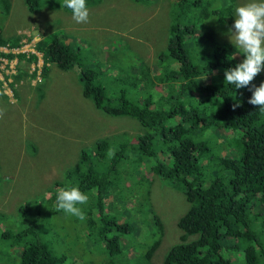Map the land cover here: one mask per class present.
Wrapping results in <instances>:
<instances>
[{
    "label": "trees",
    "instance_id": "trees-1",
    "mask_svg": "<svg viewBox=\"0 0 264 264\" xmlns=\"http://www.w3.org/2000/svg\"><path fill=\"white\" fill-rule=\"evenodd\" d=\"M24 1L30 11L38 6V0ZM138 1L147 3V0ZM200 2L170 0L172 35L162 57L173 64L172 68L158 73V66L151 64L153 75L149 78L144 73L147 69H141L140 65L135 68L138 73L135 82L127 78L131 70L121 73L123 77L119 81L131 86L138 84L135 93H143L140 102L135 96L129 98L124 88L113 97L108 96L99 81L100 63L87 66L88 53L80 46L53 34L47 35L48 40L40 37L35 43L34 49L42 60L41 76H46L50 65L60 70L75 67L83 97L105 114L133 118L141 127L142 131L135 134L96 137L91 149L85 152L81 148L73 165L52 183L59 188L78 187L88 196L87 204L79 205L86 219L81 221L73 216V220L82 224L83 236L101 241L110 257L123 249L122 234L135 236L136 233L139 239H126L133 246V254L143 264H154L152 254L164 225L151 208L154 206L150 200L147 205L140 203L135 212L137 202L130 197L140 183L138 177L132 180L133 174L139 173L137 167L145 158L151 162L146 169L177 188L188 204L175 222L180 232L178 241L166 249L160 264H264V246L255 232L259 217H264V110L248 103L251 92L247 88L236 89L225 81L224 71L241 63L243 53L233 43L216 38L209 26L201 29L197 25L198 20L220 13L206 7L193 18L195 4ZM0 4L2 11L7 12L9 0H0ZM231 12L232 9L227 15L231 16ZM18 39L17 35L5 36L0 29V46L16 47ZM192 49L199 62L191 54ZM0 56L21 59L25 55L0 52ZM29 56L27 60L36 59L35 54ZM33 88L37 90L35 102L39 103L42 86ZM150 88L159 97L152 99L147 92ZM236 103L240 107L233 109ZM173 118L177 121L169 124ZM226 132L233 137V145L226 144ZM220 146L233 154L218 152ZM110 149L116 150L112 158L108 155ZM201 158L204 162L212 160L214 177L206 184H203L204 170L210 166L202 164ZM56 197L54 190L45 198L48 204H54L51 203L53 208L35 207V217L31 220L27 217L32 209L31 200H20L15 214L22 225L17 230L10 228L0 211V243L15 248L18 264H85L81 254L69 257L56 253L45 238V227L38 224L42 216L62 214L63 211L56 210ZM113 200L115 205L110 202ZM130 202L132 205L127 207ZM121 207L124 211L118 216L115 211ZM127 211L134 212L137 225L131 222L132 216ZM124 216L126 219L120 221ZM136 245L140 247L137 249ZM221 250L229 251L228 257L221 255ZM230 250L238 254L237 261L231 260ZM95 261L98 262L97 257Z\"/></svg>",
    "mask_w": 264,
    "mask_h": 264
},
{
    "label": "rangeland",
    "instance_id": "rangeland-1",
    "mask_svg": "<svg viewBox=\"0 0 264 264\" xmlns=\"http://www.w3.org/2000/svg\"><path fill=\"white\" fill-rule=\"evenodd\" d=\"M200 1L195 4L196 15L193 18L206 7L220 13L198 20L197 25L201 29L209 26L216 38L233 43L242 52L235 44L230 29L234 24L235 9L248 0ZM37 3V8L30 11L24 0H9V8L5 13L0 4V29L3 34L10 37L20 35L19 48L36 55L35 60L24 57L0 58V109L5 110L3 119H0V211L5 214V222L12 230H17L22 225L15 214V206L20 200H31L32 209L27 216L30 220L35 217V207L43 208L41 210L53 208L54 204H48L45 198L54 190L57 191L59 185L52 184L53 181L59 180L62 171L73 165L81 148L88 152L96 137L104 134L118 136L124 132L130 135L137 130L142 131L135 119L111 117L96 108L89 98L83 97L75 67L60 70L50 65L46 76H41L40 55L33 50L36 39L42 37L48 40L47 35L53 34L86 50L88 54L85 63L87 66L100 63L97 64L101 69L99 81L110 97L124 88L129 98L135 96L140 102L143 93H135L138 84L131 86L130 83L119 81L118 78L123 77L121 73L131 70L127 78L135 82L138 77L135 68L140 65L141 69H147L144 73L149 78L153 75L151 64L158 66V73L173 66L162 57L166 52L167 40L172 35L169 29L173 17L170 0H147V3L138 0L86 1L90 13L87 23H76L64 0H38ZM231 9V16H228L227 12ZM174 22L176 23L175 20ZM7 52L14 53V50ZM191 54L197 57L194 49ZM196 60L199 62L198 57ZM18 73V78H14ZM261 82H264V71L253 81L258 85ZM155 85L158 86L156 82ZM33 86H42L43 96L39 103L35 102L37 90ZM147 92L151 93L152 99L159 97V93L153 92L151 88ZM173 121L176 122L177 119L173 118L169 124ZM225 136L226 144L233 145L231 134L226 132ZM218 152L233 154L223 146L219 147ZM200 161L210 166L204 170L203 184H206L214 177L212 160L204 162L201 158ZM150 163L142 158L137 167L139 173L132 169L135 173L132 180L138 177L140 183H137L134 194L130 197L137 202L135 212L139 210L140 203L147 205L150 200L154 206L151 208H154L164 225L162 237L151 258V262L160 264L166 249L178 241L180 232L175 222L188 204L177 188L146 169ZM222 175L226 176V173L223 172ZM110 202L116 204L114 200ZM131 202L127 207L132 205ZM123 211L124 208L121 207L115 213L119 216ZM127 214L132 216L131 222L137 225L134 212L127 211ZM124 219L126 216L120 221ZM262 220L264 217L260 216L255 232L264 246ZM38 224L45 227V238L56 253H65L69 257L81 254L85 264L144 263L133 254V246L126 241L127 238L139 239V234H122L120 240H124L123 249L110 257L103 249L102 242L83 236L85 230L80 221H74L73 216L65 212L55 213L49 218L42 216ZM141 228L142 231L145 230ZM138 247L140 246L137 249ZM14 249L0 243V264H18V255ZM138 251L141 252V248ZM228 252L221 250L220 254L228 257ZM230 252L233 253L232 250ZM237 256V253H233L230 258L237 261ZM96 257L98 262L95 261Z\"/></svg>",
    "mask_w": 264,
    "mask_h": 264
},
{
    "label": "clouds",
    "instance_id": "clouds-1",
    "mask_svg": "<svg viewBox=\"0 0 264 264\" xmlns=\"http://www.w3.org/2000/svg\"><path fill=\"white\" fill-rule=\"evenodd\" d=\"M64 3L71 10L72 18L76 23L89 21L90 13L86 0H64ZM230 33L235 44L242 50L244 59L235 67L226 69L224 79L228 84L235 85L236 89L247 88L251 92L248 103L264 110V82H261L258 87L252 83L255 77L264 71V0H248L247 3L238 6L235 9V20ZM17 36L19 39L16 47L0 46V52L10 53L7 50H14L13 54L22 53L27 59L31 53H26L19 48L21 38L20 35ZM36 41L33 43L34 51ZM38 54L40 55V53ZM0 58L11 59L5 56H0ZM232 107L235 109L240 107V104H233ZM4 111V109H0V119H3ZM115 151V149L109 150L110 158L115 156ZM87 202L88 196L78 187L57 189V211H63L83 221L86 219V215L79 205H85Z\"/></svg>",
    "mask_w": 264,
    "mask_h": 264
},
{
    "label": "bare ground",
    "instance_id": "bare-ground-1",
    "mask_svg": "<svg viewBox=\"0 0 264 264\" xmlns=\"http://www.w3.org/2000/svg\"><path fill=\"white\" fill-rule=\"evenodd\" d=\"M41 56V55H40Z\"/></svg>",
    "mask_w": 264,
    "mask_h": 264
}]
</instances>
